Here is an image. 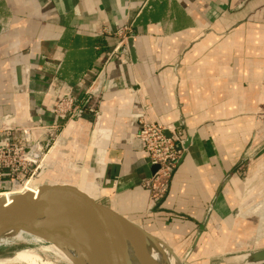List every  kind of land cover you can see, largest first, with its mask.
<instances>
[{
	"label": "crops",
	"instance_id": "crops-1",
	"mask_svg": "<svg viewBox=\"0 0 264 264\" xmlns=\"http://www.w3.org/2000/svg\"><path fill=\"white\" fill-rule=\"evenodd\" d=\"M67 97L80 116L56 114ZM142 116L186 132L156 207ZM0 127L55 135V165L66 153L99 182L82 191L189 264L225 253L210 248L264 174V0H0Z\"/></svg>",
	"mask_w": 264,
	"mask_h": 264
},
{
	"label": "water",
	"instance_id": "water-1",
	"mask_svg": "<svg viewBox=\"0 0 264 264\" xmlns=\"http://www.w3.org/2000/svg\"><path fill=\"white\" fill-rule=\"evenodd\" d=\"M158 168L152 166V174ZM111 179H115L114 175ZM70 210L85 217L71 223ZM19 233L71 249L91 264H161L153 250L165 254L166 248L174 253L142 226L70 184L42 185L37 195L19 194L10 203L0 196V238ZM227 264H264V248L235 254L228 258Z\"/></svg>",
	"mask_w": 264,
	"mask_h": 264
},
{
	"label": "built area",
	"instance_id": "built-area-1",
	"mask_svg": "<svg viewBox=\"0 0 264 264\" xmlns=\"http://www.w3.org/2000/svg\"><path fill=\"white\" fill-rule=\"evenodd\" d=\"M128 30L129 27H124L117 34L124 38ZM55 112L62 117H72L80 116L83 111L73 98L67 97L58 103ZM185 134L181 128L166 127L145 116L139 120L136 137L149 164L159 167L142 183V188L150 192L153 207L158 206L168 194L171 179L184 152ZM54 138L55 135L51 134L45 139L54 143ZM46 149L42 138L33 137L32 128L0 127V185L9 178L15 187L28 176L35 175L42 168Z\"/></svg>",
	"mask_w": 264,
	"mask_h": 264
},
{
	"label": "bare ground",
	"instance_id": "bare-ground-1",
	"mask_svg": "<svg viewBox=\"0 0 264 264\" xmlns=\"http://www.w3.org/2000/svg\"><path fill=\"white\" fill-rule=\"evenodd\" d=\"M51 148L44 158V166L45 160L48 157ZM50 158L51 154L49 156V168L47 167L48 169L41 174L39 179L35 178L29 180L23 185V187L16 184V189H14V191L0 193V196H3L6 202L10 203L12 202V198L19 194L31 192L34 195H37L40 192L41 186L46 184H70L82 190L83 187L84 189H87L88 186L92 185L95 187L99 183H95L96 178L89 179V174L83 173L82 168L73 167L72 163L75 160L71 159V157L68 156L64 157L62 160H57V165H55L56 162ZM241 213L245 214L248 212L243 211ZM69 214L71 215V223H78L85 217V215L79 216L80 213L75 210H70ZM63 227L71 228L68 226ZM20 244H25L28 246L17 249L11 256L0 257V264H91L77 252L47 243L43 239L29 233H19L18 235L11 238H0V247L2 248L7 246H17ZM146 244H148L147 241ZM151 248L155 249L153 247ZM156 250L157 249L153 250V254L161 264L166 262L167 264L183 263V260L180 259V257L174 251V253H172L164 248L165 254L163 253V255L161 252ZM204 264L207 263L204 262Z\"/></svg>",
	"mask_w": 264,
	"mask_h": 264
},
{
	"label": "rangeland",
	"instance_id": "rangeland-1",
	"mask_svg": "<svg viewBox=\"0 0 264 264\" xmlns=\"http://www.w3.org/2000/svg\"><path fill=\"white\" fill-rule=\"evenodd\" d=\"M56 139L57 138L55 137L54 142H56ZM52 142L53 141H51V143ZM53 144H50V146L45 150L46 153L49 152V149L50 147H52ZM49 156H50V153L45 160V166L42 165V168L39 169L35 175L32 174L28 176L24 180V182L20 184L21 187H23L26 181H29L35 178L39 179L41 174L49 168V165H50ZM64 157H68L66 153H64ZM79 165H82L81 162L74 161L72 163L73 167L79 168ZM81 168H84V167H81ZM5 180L6 182L0 185V193L14 191V189H16V186L13 187V182L11 181V179L7 178ZM242 197L244 199L240 202V207L238 208V212L236 213L237 224L234 230V234H232L230 237L231 239L230 243L225 244L224 242H221L219 240L217 241L214 247L212 246L210 248L212 253L225 252V251L227 252L203 256L199 258L200 260L199 262L198 261L194 262V264H204V262H206L207 264H227L228 258L235 254L243 253L248 250L264 248V244H263L264 243V174L263 173H260L256 177V179L253 180V182L249 185L248 190H246L243 193ZM243 211L248 212V213H245V214L241 213ZM232 228H233V225L230 226V230ZM27 246L28 245L20 244L17 246H7L3 248L0 247V257L11 256L17 249L27 247ZM172 250L177 254L174 248H172ZM202 254H207V253L203 252ZM177 255L180 257V259L183 260L182 262H184L185 260L187 262H184V263L189 264V260H188L189 254H186L185 252L184 253L179 252V254ZM197 256L198 255L195 254L193 258Z\"/></svg>",
	"mask_w": 264,
	"mask_h": 264
}]
</instances>
